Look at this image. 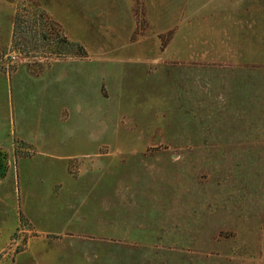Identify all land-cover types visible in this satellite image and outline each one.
Wrapping results in <instances>:
<instances>
[{"label": "rangeland", "instance_id": "obj_1", "mask_svg": "<svg viewBox=\"0 0 264 264\" xmlns=\"http://www.w3.org/2000/svg\"><path fill=\"white\" fill-rule=\"evenodd\" d=\"M238 1L182 29L232 65L142 0H0V264H264V0Z\"/></svg>", "mask_w": 264, "mask_h": 264}, {"label": "crops", "instance_id": "obj_2", "mask_svg": "<svg viewBox=\"0 0 264 264\" xmlns=\"http://www.w3.org/2000/svg\"><path fill=\"white\" fill-rule=\"evenodd\" d=\"M142 4L145 10L146 17L151 16L153 14L158 15V19L156 21L160 23L162 27L157 31L167 32L171 30L172 27H177L176 33L179 36V42L181 41L183 43V48H185L186 50H197L199 48L208 47L207 43H209V46L213 49V51L215 50L217 58L226 59L227 64L239 65L238 63H234L230 59L231 55L233 54V51H231L233 50V47L231 48L227 41L218 43L215 42L213 33H203V35L199 37V43L197 39L198 37L196 35L197 32H194L195 36H191L192 33L190 34V32L182 30L185 27V24L188 27L194 26L196 30V28H198L197 25L203 26V24L208 22L207 20L210 21L212 32H214L215 28H217L219 21H222L224 24H226V26L228 22L229 25L231 21H234L233 17L231 16H234V12L239 11L242 7L238 0H142ZM132 7L130 9V16H132ZM242 9L246 10V7ZM170 15L174 16V19L177 22L172 23L169 27H166L168 24L165 23L167 21L169 23ZM133 20L134 19L132 16L131 21L133 27L131 29V32H133L134 28ZM151 20V22L148 20L150 25L151 23H154V19L151 18ZM8 25L9 28L7 33V41H2L0 37V49L5 44L7 46L10 45V42L12 40L13 27L10 26L9 22ZM225 32L227 33V31ZM251 63L252 62H249L243 65H248ZM1 73L2 72L0 71V75ZM59 188L61 191L60 184ZM52 192L55 191L52 190ZM29 247L30 240H27L24 250H28ZM24 253V251H21L16 256L21 257L24 255Z\"/></svg>", "mask_w": 264, "mask_h": 264}, {"label": "trees", "instance_id": "obj_3", "mask_svg": "<svg viewBox=\"0 0 264 264\" xmlns=\"http://www.w3.org/2000/svg\"><path fill=\"white\" fill-rule=\"evenodd\" d=\"M20 18L21 16L19 15H16L15 19H14V24H13V32H12V40H11V49H14V50H17L18 48L17 47H20L22 44H21V40H20V37H18L21 33L20 32V28H21V25H22V22L20 21ZM53 31V29H52ZM53 36V35H52ZM43 41H45L46 37L44 34H42V38H41ZM53 39L55 40V43H54V48H58V47H62V46H65L67 48L70 47H73L71 44H69L66 40L64 39H61L58 35H54ZM23 46V45H22ZM79 48V47H78ZM80 50V53L76 56L78 58H84L86 56L85 52L83 49L79 48ZM58 51V50H57ZM59 52V51H58ZM59 54H61L59 52Z\"/></svg>", "mask_w": 264, "mask_h": 264}]
</instances>
